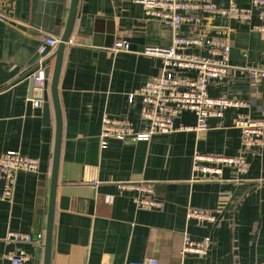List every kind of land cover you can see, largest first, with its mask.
Here are the masks:
<instances>
[{
  "label": "crops",
  "instance_id": "0c3cea01",
  "mask_svg": "<svg viewBox=\"0 0 264 264\" xmlns=\"http://www.w3.org/2000/svg\"><path fill=\"white\" fill-rule=\"evenodd\" d=\"M211 1L220 8L230 3L247 8L251 18L239 23L203 14L200 25L182 26L178 36L216 38L225 32L231 70L224 82L208 87V95L243 100L249 107L208 119V129L199 134L155 135L144 142L110 139L106 149L99 142L105 116L125 120L135 131L147 129L140 99L128 98L161 74V61L143 53L170 47L172 34L133 0L78 1L58 82L62 130L50 264H130L147 258L190 264L192 256L180 255L185 236L209 238L206 264H264V148L243 152L240 131L233 127L239 114L264 121V83L253 87L241 70L264 64V33L257 30L263 22L253 0ZM69 2L0 0V155L17 151L39 162L36 174L17 175L12 200L0 202V264H10L9 252L29 255L32 264L39 248L10 243L7 232L40 231L44 239L55 118L51 104L48 124L28 114L27 99L37 47L47 37L60 38ZM117 42L128 43V50L114 52ZM56 49L47 58L50 67ZM173 124L193 127L196 117L185 111ZM242 152L246 173L224 168L219 180L204 182L192 172L194 153L234 157ZM137 183L153 184L159 209L135 207L138 193L125 185ZM40 197L43 209L37 206ZM189 209L212 211L217 222L189 219Z\"/></svg>",
  "mask_w": 264,
  "mask_h": 264
},
{
  "label": "built area",
  "instance_id": "2783aa9c",
  "mask_svg": "<svg viewBox=\"0 0 264 264\" xmlns=\"http://www.w3.org/2000/svg\"><path fill=\"white\" fill-rule=\"evenodd\" d=\"M143 7L145 14L165 25L172 34L171 45L168 48H147L144 55L161 61L162 72L159 76L149 79L140 89L129 95V102L138 97L141 102L140 117L148 125L144 131H135L125 120H114L103 117L99 135L100 148L106 149L110 139L119 141L144 142L155 135H169L178 132L202 133L208 129L207 120L221 119L228 109H246L249 103L230 98H212L208 95V87L213 83L224 82L230 73V46L221 32L216 38H182L178 33L182 26L200 25L201 15L209 14L229 18L239 23H247L251 12L230 3L227 8L217 7L211 0H133ZM258 10V17L263 24L257 28L264 33V0H253ZM2 17L0 16V21ZM59 43L57 37L45 38L37 47V63L30 80L32 81V96L27 99L33 108L42 107L45 87V70L49 66L47 58ZM128 43L117 42L114 52L127 51ZM204 50L205 56L188 52V49ZM249 74L253 87L264 83V64L258 68L241 69ZM192 73V74H189ZM194 113L196 124L193 127H174L173 121L183 112ZM233 127L240 131L242 151L264 148V121L252 120L245 115H237ZM230 157L224 155H202L194 153L192 172L199 176L200 181H217L224 168H230L238 173H246L248 162L245 154ZM39 162L36 159L22 155L17 151H8L0 155V202H10L13 197L14 184L19 173L36 174ZM135 190L138 195L133 199L139 210L159 209L162 202L156 197L152 183H137L125 185ZM111 198L107 197L106 202ZM187 218L200 223L214 225L217 216L212 211L189 209ZM6 240L10 243L43 242V233L33 235L9 231ZM210 240L192 241L183 237L180 251L181 258L190 255L194 260L190 264H206ZM5 258L10 264H31L29 255L20 252H9ZM130 264H159L154 258H147Z\"/></svg>",
  "mask_w": 264,
  "mask_h": 264
},
{
  "label": "water",
  "instance_id": "95a60500",
  "mask_svg": "<svg viewBox=\"0 0 264 264\" xmlns=\"http://www.w3.org/2000/svg\"><path fill=\"white\" fill-rule=\"evenodd\" d=\"M78 1L79 0H70L69 2V9L67 12L64 30L59 38V43L57 45V49L53 56V61H54L53 66L52 67L48 66L45 70L46 81H45V87L43 93L44 103L42 107L33 108L31 103L27 102L28 114L42 117L44 124L49 123L50 104L53 107L54 118H55L54 151H53V161H52V169L50 174L47 201L45 204L43 199L40 197L37 205L40 209H43V205L45 204L44 207H45L46 218H45L44 242H43V247L38 248L37 255L35 256L32 264H40L41 258H42V264H50L53 216L55 210V194L57 188V173L59 167L61 130H62L61 110H60L59 97H58V82L61 72L63 53L72 35L73 26L76 19ZM30 89L32 92L31 80H30ZM31 96L32 94H30L28 98H30ZM38 232L39 231L35 233Z\"/></svg>",
  "mask_w": 264,
  "mask_h": 264
},
{
  "label": "trees",
  "instance_id": "16d2710c",
  "mask_svg": "<svg viewBox=\"0 0 264 264\" xmlns=\"http://www.w3.org/2000/svg\"><path fill=\"white\" fill-rule=\"evenodd\" d=\"M43 242H44V239H43ZM43 242L39 245V248L43 247Z\"/></svg>",
  "mask_w": 264,
  "mask_h": 264
}]
</instances>
